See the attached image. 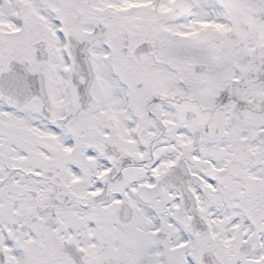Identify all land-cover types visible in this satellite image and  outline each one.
<instances>
[{"label":"snow or ice","instance_id":"snow-or-ice-1","mask_svg":"<svg viewBox=\"0 0 264 264\" xmlns=\"http://www.w3.org/2000/svg\"><path fill=\"white\" fill-rule=\"evenodd\" d=\"M0 264H264V0H0Z\"/></svg>","mask_w":264,"mask_h":264}]
</instances>
